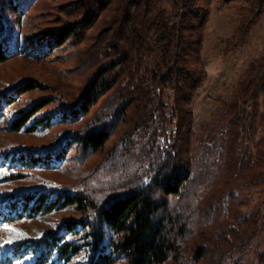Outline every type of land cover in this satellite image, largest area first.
<instances>
[{
  "label": "trees",
  "instance_id": "16d2710c",
  "mask_svg": "<svg viewBox=\"0 0 264 264\" xmlns=\"http://www.w3.org/2000/svg\"><path fill=\"white\" fill-rule=\"evenodd\" d=\"M99 2L102 10L111 6L113 0ZM256 4L259 11L264 0H257ZM94 5L97 6L95 2L84 4L89 10L75 24L50 28L44 33L58 46L79 41L95 22L99 10ZM153 6L152 0L120 2L117 11L125 13V18L120 20L119 30L131 28L127 39L132 51L125 46L113 49L118 53L117 60L111 59L110 67L102 65L97 70L77 103L69 104L57 96L31 99L24 106L26 97L36 90L33 81L12 85L0 93V121L7 108L14 109L15 114L9 127L10 137L0 148V155L10 160L9 168L0 170V221L32 223L30 230L20 229V240L12 243L10 252L20 261L29 256L26 264H71L84 252L88 264H197L212 250L211 237L201 233L200 241L186 247L183 242L199 233L198 223L203 217L198 213L215 203V209H221L230 200V208L235 207V202L237 207L219 231L224 235L223 243L231 246L232 235L244 246L249 242L248 233L255 230L258 213L251 212L248 217L241 214L242 204L235 191L253 182H264V110L260 114L263 135L255 144L256 159L245 143L249 124L260 112L264 61L240 83L235 99L225 103L228 137L221 144L218 157L224 158L226 167L214 191L216 196H222V201L204 202L205 187L196 182L206 175L210 178L209 165L217 142L205 143L203 156L192 158L196 155L194 144L189 146L194 122L192 103L203 76L186 66L188 58L200 53L205 16L198 18L191 0H174V20L166 14L152 18ZM14 7L13 0H0V65L22 53L18 33L8 17ZM151 33H156L161 43V59L154 68L146 62L147 55L154 52L148 43ZM109 53L101 52L97 60L102 63ZM114 90L120 101L116 118L118 113L124 118L135 104L143 105L146 112V103L154 92L172 91V116L177 122L173 124L169 147L148 158L143 174L95 187L89 183L91 176L87 177L83 166L87 156L107 148L114 133V115L105 113L85 126L82 124L102 98ZM49 106L52 107L47 109ZM137 135L138 131L132 136ZM17 138H42L46 143L28 144ZM128 140L121 139L119 148ZM88 171L94 177L96 169ZM66 213L74 216L54 225ZM217 231L213 230V235ZM76 237L82 242H75ZM225 248L217 252L214 264L244 261V247L227 255L223 254ZM14 263L9 256L0 259V264Z\"/></svg>",
  "mask_w": 264,
  "mask_h": 264
},
{
  "label": "rangeland",
  "instance_id": "374dc122",
  "mask_svg": "<svg viewBox=\"0 0 264 264\" xmlns=\"http://www.w3.org/2000/svg\"><path fill=\"white\" fill-rule=\"evenodd\" d=\"M121 1L124 2V0H113L111 6L101 10L99 0H86L89 5L95 2L97 6L94 7L99 10L92 27L81 36L79 41L70 40L66 45L58 46L52 43L44 32L50 28H60L82 20L89 10L84 7L87 3L81 0H13L15 7L10 10L8 17L18 33V45L22 46V53L0 65V93L12 85L33 81L36 90L26 97L24 106L28 105L31 99L57 96L62 97L69 104L77 103L97 70L102 65L109 66L111 59L117 60L115 58H118L116 57L118 53L113 49L118 50L125 46L132 51L131 41L127 39L130 38L131 28L119 30L120 20L125 18V13L117 11ZM152 1L154 3L152 18L159 19L162 14H166L169 19L174 20V0ZM191 1L198 18L205 17L200 53L196 57L188 58L186 66L188 69H196L198 74L203 76L202 85L198 88L192 103L194 122L189 146L194 144L193 151L196 155L192 158H195L203 156L206 150L205 143L217 142L216 153L212 155L213 161L209 165L212 170L210 178L203 175L204 177L196 183L205 187L207 197L204 202L213 200L219 202L222 201V196H216L214 191L217 182L222 180L221 174L224 166L226 167L224 158L218 157V152L222 150L221 144L228 137L225 103L235 99L240 83L253 70L255 71V68L257 71L264 61V5L258 11L257 0H238L231 3L224 0ZM185 34L188 35L189 32ZM148 43L154 52L147 55L146 62L149 68H154L161 59V43L158 35L151 33ZM107 50L111 53L100 63V59L97 58L101 52ZM124 65L126 66V63ZM117 94V90H114L102 98L82 124L85 126L87 122L96 117L101 118L105 113L114 115V133L107 148L102 153L87 156L83 166L87 177L91 176L89 183L95 187L102 186L106 181L112 182L117 179L123 181L125 178L143 174L148 158L156 156L158 150L169 147L174 130L173 124L177 122L172 116L174 102L172 91L164 94L160 93V90L154 92L150 102L146 103L148 104L146 107L149 108L146 112L143 105L135 104L128 109V114L124 118L122 113H118L116 118L120 109ZM263 100L264 94H261L259 115L252 118L245 141L250 146L249 150L254 159H256L255 144L263 135V126L260 122V114L264 110ZM14 115V109L7 108L4 119L0 121V148L5 147L7 137H10L9 127ZM136 131L138 135L132 136ZM127 137L130 139L126 141L128 144L124 142L119 148L120 140ZM17 139L28 144L46 143L42 138ZM189 149L193 148L189 147ZM9 165L10 160H5L0 155V170L9 168ZM202 165H205L204 161ZM90 168L96 169L94 177L93 173L88 171ZM146 180L148 183L149 180ZM235 194L238 197L236 199L242 204L239 207L241 214L247 216L251 212L258 213L255 230L253 232L248 230L249 242L247 241L245 243L247 245L244 246L243 243L236 242L232 235L230 238L227 237L231 241V246L227 244L226 247L223 243L224 235L221 236L219 231L222 232L223 222L228 223L230 213L232 209H236L237 202L235 207L230 208L231 203L233 206V201L230 200L229 204H225L221 209H215L218 206V203H215L206 207L205 212L198 213L200 218L203 217L198 223L199 233L183 242V247H186L195 241H200L201 233H205L208 239L211 237L212 250L197 264H214L216 254L219 255L220 250L225 247L223 253L225 255L244 247L246 256L239 264H264V182L260 180L258 184L253 182L240 187ZM70 216L74 215L66 213L59 216L54 221V225ZM31 226L32 223L29 222L7 224L0 221V246H2L0 259L4 260L9 256L14 260V264H26L30 261L29 256H26L24 261L13 256L10 252L13 244H5L4 241L20 240L22 236L20 229L30 230ZM6 229H15V231ZM217 229L218 233L213 235V230ZM73 240L82 242L80 237ZM71 264H88L85 253L75 257Z\"/></svg>",
  "mask_w": 264,
  "mask_h": 264
},
{
  "label": "snow or ice",
  "instance_id": "6c2138e0",
  "mask_svg": "<svg viewBox=\"0 0 264 264\" xmlns=\"http://www.w3.org/2000/svg\"><path fill=\"white\" fill-rule=\"evenodd\" d=\"M7 231H15V229H6ZM4 243L5 244H11V243H13V240L12 239H7V240H5L4 241ZM0 247H2V246H0Z\"/></svg>",
  "mask_w": 264,
  "mask_h": 264
}]
</instances>
